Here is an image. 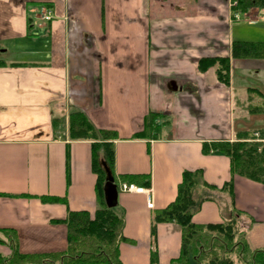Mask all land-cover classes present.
<instances>
[{
	"label": "crops",
	"instance_id": "1",
	"mask_svg": "<svg viewBox=\"0 0 264 264\" xmlns=\"http://www.w3.org/2000/svg\"><path fill=\"white\" fill-rule=\"evenodd\" d=\"M229 1L194 0L192 9L188 0H0V228L16 229L22 253L66 250L67 226L58 221L97 210L91 141L68 135L73 110L98 130L117 131L116 175H150L153 208L145 193L118 190L130 239L120 245L123 264L179 256L181 226L153 231L154 213L176 199L186 170L201 169L215 186L195 223L239 212L249 248L264 249V184L233 176L225 154L204 152L205 143L264 130V57L232 54L235 41L264 42V8L233 22ZM44 6L50 21L41 18ZM209 57L230 60L228 83L217 66L199 69ZM149 113L161 114L157 126L133 137ZM229 181L233 199L222 189ZM10 254L0 243V257Z\"/></svg>",
	"mask_w": 264,
	"mask_h": 264
},
{
	"label": "trees",
	"instance_id": "2",
	"mask_svg": "<svg viewBox=\"0 0 264 264\" xmlns=\"http://www.w3.org/2000/svg\"><path fill=\"white\" fill-rule=\"evenodd\" d=\"M234 11L245 13L250 7L264 8V0H234ZM32 24L29 22V30ZM32 35V33H30ZM234 57H264V42H239L232 45ZM4 61L0 59V65ZM199 69L205 71L217 66L218 79L229 82L230 60L221 57H209L199 60ZM159 113H149L145 117V129L134 134L138 138L144 132L155 128ZM60 118L53 119L57 127ZM68 135L75 140L91 141V168L96 174L97 210L92 215L89 211H69L66 218L59 220L67 226V248L61 252L22 253L19 250L18 233L13 228H0V243L11 248L9 256H1L0 264H123L120 257V245L130 239L124 236V217L116 206H110L107 200V171L110 169L113 184L119 190L120 184H135L141 187L151 185L149 174L116 175L114 170V140L119 138L117 131L98 130L87 115L81 110H73L68 115ZM238 139L215 141L204 144V152L219 151L230 159L232 175H240L264 184V141L255 140L250 134L238 135ZM264 139V130L260 133ZM105 164V165H104ZM215 186L203 178L201 169L186 170L178 185L177 197L165 208L154 213L157 223L176 222L181 226L182 242L180 254L170 264H234L230 256L235 254L242 264H264V249H250L245 235L238 229L239 212L229 220L219 223L198 224L193 216L202 203L211 198L207 190ZM222 189L230 192L234 198L233 182L229 181ZM43 200L60 201V198ZM155 255V254H154ZM152 264H157L156 256Z\"/></svg>",
	"mask_w": 264,
	"mask_h": 264
},
{
	"label": "built area",
	"instance_id": "3",
	"mask_svg": "<svg viewBox=\"0 0 264 264\" xmlns=\"http://www.w3.org/2000/svg\"><path fill=\"white\" fill-rule=\"evenodd\" d=\"M233 17L236 21H238L240 19V14L235 13L233 15ZM41 18L44 21H50L53 18L52 9L49 7H43L41 9ZM119 188H121L122 190H125V191H135V192H139V193H145L146 197H147V206L149 208H153L154 202H153L152 194H151L149 189L137 186L135 184H126V183L120 184Z\"/></svg>",
	"mask_w": 264,
	"mask_h": 264
},
{
	"label": "rangeland",
	"instance_id": "4",
	"mask_svg": "<svg viewBox=\"0 0 264 264\" xmlns=\"http://www.w3.org/2000/svg\"><path fill=\"white\" fill-rule=\"evenodd\" d=\"M191 4H192V9H193V6H194V0H188V5H189V7L191 6ZM236 6V2L234 1V0H230L229 1V3H228V11H229V13H230V15H229V19H230V21H233V22H236V20L234 19V17H233V14L234 13H239L240 14V12H238V11H234V7ZM44 7H46V6H44ZM255 7H259V6H254V7H250L248 10H247V12H249V10L251 9V8H255ZM191 12V11H190ZM247 12H245V13H247ZM4 58H11V55H5V56H3ZM22 58H25V59H27L26 57H22ZM28 60V59H27ZM255 140H258V141H264V139H262V138H260V136H255ZM233 259H234V264H242L239 260H238V258H237V256L235 255V254H231L230 255Z\"/></svg>",
	"mask_w": 264,
	"mask_h": 264
},
{
	"label": "water",
	"instance_id": "5",
	"mask_svg": "<svg viewBox=\"0 0 264 264\" xmlns=\"http://www.w3.org/2000/svg\"><path fill=\"white\" fill-rule=\"evenodd\" d=\"M105 169L107 171V178H108L107 188H106L108 204L110 206H115L118 190L117 187L113 184V177L111 175L110 169L106 165H105Z\"/></svg>",
	"mask_w": 264,
	"mask_h": 264
}]
</instances>
